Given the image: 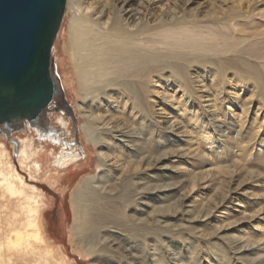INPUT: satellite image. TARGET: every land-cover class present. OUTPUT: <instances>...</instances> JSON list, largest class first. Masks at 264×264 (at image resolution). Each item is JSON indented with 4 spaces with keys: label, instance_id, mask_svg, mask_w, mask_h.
Wrapping results in <instances>:
<instances>
[{
    "label": "rangeland",
    "instance_id": "obj_1",
    "mask_svg": "<svg viewBox=\"0 0 264 264\" xmlns=\"http://www.w3.org/2000/svg\"><path fill=\"white\" fill-rule=\"evenodd\" d=\"M245 1L246 0H218V1L217 0H180V1L178 0L177 3L173 4L174 3L173 2L170 5H168L167 1L163 3V2H160V0H157L155 1L156 2L155 5L152 6L151 8V15L155 17L161 15L160 13L161 10H166L163 13V16H165L164 18L165 25L163 26V29L161 30L165 31L167 29H171V30L176 31L178 29L180 30L188 29L197 34V37L194 39V46L197 49L194 48V52L192 53L190 51H182V52L180 51V52H174V53L172 52L173 55L169 53L168 51H166V49L168 48V47L166 48V43H168V41L162 38H161L162 40H160V38H158L159 40L157 38H154V41H155L154 44L157 45L160 49H162L161 51H159V54L161 55L162 60L166 62L168 61L169 63H173V66L176 69H179V72L181 73V76L183 78L182 80H179L178 77L172 75L174 73L172 69L168 68V66L165 67L164 64L160 65L162 69L161 68L159 69L158 74H161V77H163L162 79L165 84L164 86H167L168 88L167 92H169L171 96H174L175 100L174 102L167 104L163 98L165 96V91L160 90L157 93V95H155V97L158 99L159 104L161 105L159 108L165 109V106L168 105L167 108L169 110L175 109L173 108V106L175 105L176 101H178L181 98V95L183 96V94H185L183 97V100L178 105L179 108L184 107L187 109L184 115V118L182 119L181 127H179L181 129V130L179 129V133L185 131L186 128L188 131L186 130L187 132V134H185L186 136L180 133V135L182 136L179 135L180 136L179 140H176V142L174 143L175 147L171 149L169 147V145H171L170 141L168 143H164L161 139L163 134L165 135L166 133H169V131H167V128H168L167 125L169 124H164V121L161 120L159 121V124H160L159 126L154 125L156 124V118L154 114L156 110L159 109V108L155 109L156 107H153L155 105H151L150 107L139 109L140 113H138V115L136 114L135 116H131L129 114H122V113H120L119 115H115L111 109H110L111 112L109 111L108 113H105L106 112L105 110H107L106 105L108 104L106 102L102 106L98 107L97 110L92 111V113L99 114V115L102 114L101 116H105V117L107 116L108 117L107 121H110L111 123L113 122L112 123L113 126L116 125L115 126L116 130H114L115 139L111 138L112 141L110 140L113 143L114 142L117 143V145L115 144V147L114 145L112 146V148L114 149L112 153L120 155L122 149L119 146L123 144L126 147L125 153H129L128 148L132 150V153L127 154L126 157L130 156L132 158L131 160H134L136 158H137L136 160H139L145 155V152H146V151H142V149L147 150L145 148L146 146L145 144H148V142L151 140L150 142H152L153 147L151 146L152 149L148 148L149 150H147V152L155 151L158 157L164 156L163 157L164 162L158 165L156 169H155V166L151 167L153 169H149L148 174L145 175L147 178L145 177L146 180L144 182L148 183L147 185H159V184H168V183L175 184V187L163 190V193H160L159 197H158V193L156 192L157 194L155 196H157L158 199L156 200V202H154L151 205L154 208H151L149 210V216L151 219L150 220V225H151L150 235L148 236L149 249L147 250L144 247L140 246L136 249H131L132 250L131 251L129 248V245L127 244V240L125 241V243L119 244L121 246L118 245L117 247H115L116 250L117 248H119L120 251H122L123 249L124 252H127V251L129 252L130 250L131 252L141 256L142 261L136 260L134 261L135 263H131L130 260L122 259L120 255L118 254H111V255L108 254L110 255V257L102 256L101 260L96 261V264L97 263L98 264H176V263L177 264H262L264 262V251L261 252V254L248 255L249 253H246L244 251L240 252L237 248H234L235 246L233 245V242H234L233 233L235 231L234 227L238 225H243L245 226V228L249 227L247 229L249 230L247 231L249 233H247L246 235L247 236L250 235V237L256 240L257 242L259 241L258 246H260L261 248L264 245V238L263 240L262 239L260 240V237L255 232L256 228L250 229V227L256 226L259 223L262 224L264 227V214H263L264 213V183H263L264 182L263 180L264 179V155H263L264 154V135L261 136V138L263 137V139L260 138L255 143H251L252 145L249 144V140L252 139L251 136L253 134L252 129H250L251 124L249 126L246 125L245 127L244 121H240L242 119L240 118L241 115H243V118L246 117L245 109L247 107L246 106L247 103L250 104L251 106V112L253 111L252 114L255 113L259 105L262 104V106L264 107V97H263L264 96V68H263V65L261 66L262 63L260 62L259 55L257 54L258 48L257 47L255 48L256 46L255 42L250 41L251 39L256 40L255 36L259 35L260 32L264 33L263 32L264 31V27H263L264 26V18H263L264 16H261V13H264V0H260L261 1L260 4L253 6L252 12H251L252 13L251 18H248V19H244L247 17V13H245L246 12ZM215 4H216V7H215ZM163 5H165L164 8L166 9L161 8ZM257 10H260V11L258 12ZM67 14L64 18V22H63L58 40L55 44L56 51H55L54 56H55V64H56V73L58 74L60 78L62 87L65 92L66 100L72 106L74 110V114L77 118V124H74L72 118L68 116L66 111L60 110L61 112L63 111L65 113L66 118L70 122L69 128L71 132L70 134L71 138L68 136L66 129H63V130L54 129V127H52L54 130H57L58 133L56 134L55 139L50 140L46 137L42 138L35 131L33 130L30 131L29 128L25 129L24 127V128L11 132L9 136L7 135L5 137L2 136L1 140L6 141L5 147L8 151V154L11 155L12 157V162L14 163V165L18 167L17 169L19 170V173L23 177H25L27 183L34 185L38 188V191H37L39 193L38 195L41 197L42 200L44 199L43 201L45 203L42 208L43 216H44L43 219H44V224H45V230L49 237V242H50L51 247L57 248L59 246H63L64 248H66V250L69 252L71 260L75 264H92V262L94 261V258H92L93 256H90L87 253H85L84 248L78 243V240L74 236L75 230H74L73 200H74V195L77 192L81 183L86 178L96 175L99 157H98L97 147L93 145L92 143L86 142L84 138L85 134L82 129V125L85 123V119L82 116L81 111L79 109V104H80V101L82 100V96L80 95L81 88H80V85H78L79 83H78V78L76 76L77 75L76 70L72 64L71 55L68 51V47H69L68 29H69L70 19L67 16ZM255 14L257 15V17ZM260 17L262 20L260 19ZM234 19H237V20L239 19V20L236 22V20ZM239 22L242 24V26ZM166 26H168L169 28ZM213 26L215 29L213 28ZM213 29L216 31L215 34L213 33L215 32ZM248 30H251L250 31L251 33H249ZM235 33H238L239 36ZM250 37L251 39H249ZM206 40L208 41V43ZM204 42H205V45H204ZM211 43L212 45H210ZM249 43L250 44L252 43V44L250 45ZM225 46H229L227 47L228 50L226 49ZM246 46L249 47V49H247ZM218 47H221V49H219ZM196 51L197 52L199 51V52L197 53ZM202 51H204L203 52L204 54H201ZM183 52H185L186 54L184 53L183 55ZM187 52L188 53L190 52L191 54L189 53L190 55L188 56ZM224 52L226 53L224 54ZM230 52H233V53H230ZM244 53L247 57L244 56ZM198 54H201V55H198ZM198 56L204 57V58H199ZM228 56L230 57V59H228L229 58ZM256 57L258 58L256 59ZM246 58L249 59V62L254 67L256 72L250 71L252 73V76H249L250 78L248 80L243 79V81H246V83L243 82L244 83L243 84L240 82V76L243 74L238 73L237 70L239 69H236V68L239 67L238 61L243 62V59H246ZM172 76H174L175 79L174 77L170 79V77ZM254 77H256L255 78L256 80L253 79ZM179 85H181L182 88ZM216 89H219V90H216ZM221 89L223 93L220 92ZM201 90L202 91L204 90V91L202 92ZM252 91H255V93ZM215 92H218V93H215ZM234 93H237L240 97L237 98L235 95H233ZM152 95L154 96V94H151L150 96ZM150 98L151 100H155V99H152V97ZM216 98L218 99L216 100L218 101V103L216 102V108L211 109L210 105L212 103L210 102V100H214ZM250 99L251 101H253L252 103L249 102ZM218 104H219V107H218ZM171 112L172 111H169V113L168 111H166L165 113L162 112V114L164 115L163 117L165 119L166 118L169 119V115L171 114ZM232 114L233 116H231ZM111 115L112 116L114 115V118ZM191 117H194L193 118L194 122H196L197 118L199 121H197L196 123H193L191 121ZM50 118H52V122H51L52 126H55L57 128L59 125L56 124L57 120L55 118V112L51 113ZM213 118H216V119L212 120ZM235 118L237 120H235ZM248 118H251V117L248 116ZM201 120L206 121L207 123H209V125H211V129L216 133L215 141L209 143L205 139L201 138L200 134L202 133L203 130L200 128H197V125L201 122ZM221 125H223L222 128H221ZM124 127L126 129L130 127L129 128L130 131L134 133V134L131 133L134 136L130 134L131 135L130 137H134V139L128 138V141L122 143V139H124L122 135L127 133L128 131V130H125ZM155 128H158V129L155 130ZM198 132L199 133L201 132V133L199 134ZM153 133H155L156 135H154V137L151 138L150 136H152ZM62 136L64 137L67 136L65 141L69 139L73 140L75 145L78 146L79 150L81 151L84 157L80 165L73 166L70 169L65 170V171H61L60 175L57 177V181L50 182V177L51 175L54 174V172H52L49 168H47L46 163L49 160L42 158L44 168H47L45 170L46 174H43L42 177H39L35 179L34 181L31 180L29 176H27L28 174L21 168V165L19 162L18 157L20 154L19 153L20 145H18V152L17 154H15L16 146L13 144V141H19L20 138L28 139V138L33 137L36 142L38 143L40 142V143L47 145L51 151L53 149V145L57 144V137L59 138ZM119 137L120 139H118ZM126 144H128V146ZM199 144H201L200 146H202L201 148L202 150H204L203 155L206 154L207 157L206 156L203 157V159H201L202 161L194 160L195 163L192 162L193 164L192 163L187 164V162L189 161V157L184 154H187L186 151H188L190 147L191 149H193V147L195 148ZM210 145L211 147H209ZM138 146L140 147L138 148ZM178 147L179 148L182 147V148L178 149ZM250 148L253 150H251ZM170 150L171 152H169ZM172 152L174 154L176 152V154L174 155ZM109 153L112 154L111 151ZM166 153H169V155ZM182 154L184 156H182ZM138 157L140 158L138 159ZM173 160L175 161V163L173 162ZM173 165L175 166V168ZM176 168L178 170H174ZM247 168L249 169V171L247 170ZM252 169L254 173H257L256 176L255 174L252 176L253 172L250 171ZM200 172H202L201 173L202 175H200ZM203 173L205 176H203ZM167 174H168V177H166ZM213 174H214L215 179L214 178L210 179L213 176ZM196 175L197 177H194L193 179V176H196ZM200 177H202V179ZM196 178L198 179L196 180ZM228 186L229 188H225ZM225 191H228L229 193L224 195L223 193H225ZM222 196L229 198V200L224 204H222V199H223ZM171 205H176V206L178 205L177 213L171 214V213H167L163 211L166 208H170ZM228 206L231 208L229 210L230 216L226 217L224 216V213H225V209H227ZM222 212H223V216H222ZM258 212L260 213L262 212V213L260 214ZM248 214L255 216L256 220L254 219V221L252 222H248L247 220H244ZM239 223H242V224H239ZM225 224H227V226L229 227L226 228ZM230 224L232 225L230 226ZM126 235L129 236V233H127ZM162 235L163 236L165 235V236L163 237ZM122 240H125V238ZM153 246H155L156 249ZM145 250L148 252L147 255L144 254L143 252ZM171 251L174 253H171ZM196 253L197 254L199 253V254L197 255ZM142 254L144 256H142ZM176 254H177L176 261H172L174 259L173 256H175ZM160 259L162 260L160 261Z\"/></svg>",
    "mask_w": 264,
    "mask_h": 264
},
{
    "label": "bare ground",
    "instance_id": "obj_2",
    "mask_svg": "<svg viewBox=\"0 0 264 264\" xmlns=\"http://www.w3.org/2000/svg\"><path fill=\"white\" fill-rule=\"evenodd\" d=\"M155 1H157V0H67L65 16L68 13L67 16L70 19L69 29H68V35H69L68 51L71 55L72 64L76 70V74H77L76 76L78 78V83H79L78 85H80V88H81L80 95L82 96V100L80 101L79 109L81 111L82 116L85 119V123L82 125V129H83L84 134H85L84 138H85L86 142L92 143L93 145H95L97 147L98 157H99L96 175L86 178L81 183L77 192L74 195V200H73L74 230H75L74 236L78 240V243L84 248L85 253H87L90 256H93L92 258H94V261L92 262V264H96V261L101 260L102 256L103 257L104 256L110 257L111 254H118V255H120V257L122 259L130 260L131 263H135L134 261H136V260L142 261L141 256L131 252L132 251L131 249H136L140 246L144 247L147 250L149 249L148 236L150 235V228H151L150 227L151 226L150 225L151 219L149 216V210L151 208H154L151 205L154 202H156V200L158 199L157 196H155V195L158 193V197H159V194L163 193V190L175 187V184H172V183L159 184V185H147L148 183L144 182L147 178L145 175L148 174L149 169H153L151 167H154V166L156 169V167L158 165H160L161 163L164 162V159H163L164 156L163 155H162L163 157H158L156 155L155 151H148L147 152V150L152 149L151 148L152 142H150L151 140L148 142V144H145L146 145L145 148L147 150L142 149V151H146V152H145V155L141 159H139L140 157H138L139 160H136L137 158L134 160H131L132 158L130 156L126 157L127 154L132 153V150H130V148H128L129 153H125L126 147L123 144H121L119 146L122 149L120 155L112 153L114 151L112 146L114 145V147H115V144L117 145L116 142H114V143L111 142L113 138L115 139L114 130H116V127H115L116 125L113 126V124H112L113 122L111 123L110 121H107V118H108L107 116L105 117V116H101L102 114L99 115V114L92 113L93 110H97V108L102 106L105 102L108 103L107 104L108 106L106 105L107 110H105L106 111L105 113H108L109 111L111 112V110H112L115 115H119L120 113H122V114H129L131 116H135L136 114L138 115V113H140L139 109H142L145 107H150L151 105H155L153 107H156L155 109H157L161 105L159 104L158 99L155 97V95H157V93L160 90L165 91V96L163 95L164 96L163 98L167 104L174 102L175 97L171 96L170 93L167 92L168 88H167V86H164L165 84H164L163 79H162L163 77H161V74H158L159 69L161 68L160 65L164 64L165 67L168 66V68L172 69V71L174 72L172 75L178 77L179 80H182L183 78L181 76V73L179 72V69H176L173 66V63H169L168 61L166 62V61L162 60L161 55L159 54V51H161L162 49H160L157 45L154 44V42H155L154 38H157V39L160 38V40L165 39L166 41H168V43H166V48L167 47L168 48L167 49L165 48V49H166V51H168L171 54H172V52L174 53V52H180V51L181 52L182 51H190L192 53V52H194V48L197 49L194 46V39L197 37V34L193 31L188 30V29H181V30L178 29L176 31L171 30V29H167L165 31L161 30V29H163V26L165 25V21H164L165 16H163V13L166 10H161L160 16H157V17L152 16L151 15V8H152V6L155 5V3H156ZM165 1H167V4L170 5L173 2H174L173 4L177 3L178 0H160V2H163V3ZM260 2H261L260 0H246L245 1V3H246V12L245 13H247V17L245 16L246 18H244V19L251 18V15H252L251 12H252L253 6L260 4ZM164 7H165V5H163L161 8L166 9ZM215 7H216V4H215ZM217 8H218V6H217ZM257 11L259 12L260 10H257ZM261 16H264V13H261ZM256 17H257V15H256ZM234 18H235V16H234ZM260 19H261V17H260ZM176 20H177V18H176ZM234 20H236V22H237L239 19L238 20L234 19ZM244 22H245V20H244ZM62 25H63V23H62ZM241 26H242V24H241ZM166 27H168V26H166ZM61 28H62V26H61ZM213 28H214V26H213ZM60 31H61V29H60ZM248 31H249V33H251L250 32L251 30H248ZM213 33L215 34L216 31ZM59 34H60V32H59ZM59 34H58V37H59ZM235 34L238 35V33H235ZM255 37L254 38L256 40H252L251 37L249 39H251L250 41L255 42V45H256L255 48L256 47L258 48L257 54L259 55L260 62L262 63L261 66L263 65V68H264V33L260 32V34L255 36ZM57 40H58V38H57ZM220 40H221V38H220ZM238 41H240V40H238ZM56 42H55V44H56ZM158 43H159V41H158ZM207 43H208V41H207ZM245 44H247V43H245ZM204 45H205V42H204ZM210 45H212V43ZM228 45H230V44H228ZM225 47L228 50L227 47H229V46H225ZM206 48H207V46H206ZM218 48L221 49V47H218ZM251 48H253V47H251ZM247 49H249V47H247ZM200 50H202V49H200ZM55 51H56V49H55V45H54V52ZM206 51H207V49H206ZM234 51H235V49H234ZM196 52H195V54H196ZM203 52L204 51H202L201 54H204ZM184 53L185 52H183V55H184ZM189 53L187 54L188 56L191 54V53L190 54ZM225 53L226 52H224V54ZM230 53H233V52H230ZM171 54H169V55H171ZM201 54H198V55H201ZM217 54H218V52H217ZM257 54H256V56H257ZM237 56H238V54H237ZM244 56H246L245 53H244ZM199 58H204V57H199ZM257 58L258 57H256V59ZM191 59H189V60H191ZM228 59H230V57ZM193 60H194V58H193ZM200 61H202V60H200ZM193 63H195V62H193ZM238 66L239 67L236 68V69H239V70H237L238 73L243 74L240 76V82L241 83H243V82L246 83V81H243V79L248 80L250 78L249 76H252V73L250 71L256 72L254 67L249 62L248 58L243 59V62L238 61ZM260 71H261V69H260ZM216 73H218V72H216ZM214 75H215V73H214ZM174 76L170 77V79L173 78ZM255 78L256 77H254L253 79L256 80ZM174 79H175V77H174ZM221 85H222V83H221ZM179 86H181V85H179ZM191 86H193V85H191ZM181 88H182V86H181ZM188 89H190V88H188ZM216 90H219V89H216ZM220 92H222V89ZM252 92L255 93V91H252ZM190 93H191V91H190ZM215 93H218V92H215ZM151 94H154V96L153 95L150 96ZM211 94H213V93H211ZM184 95L185 94H183V96L181 95V98L178 101H176L175 105L173 106V108H175V109L169 110L167 108L168 107V105H167V106H165V109H160V108L157 109L155 114H154L155 118H156V124H154V125L159 126L160 125L159 121H161V120L164 121V124H169V125H167L168 126L167 131H169V133H166L165 135L163 134L161 139L164 143H168L170 141L171 145H169V147L171 149L173 147H175L174 143L176 142V140H179V137L182 136V135H180V133L183 135L187 134V132H186L187 128L185 131L179 133V129H180L179 127H181L182 119L184 118V115L187 111L186 108H184V107L179 108V106H178L179 103L183 100ZM233 95H235L237 98L240 97L237 93H234ZM150 97H152V99H155V100H151ZM216 100H218V99L216 98L214 100H210V102L212 103L210 105L211 109L216 108V102L218 103V101H216ZM249 102L252 103L253 101H251V99H250ZM200 103H198V104H200ZM246 106H247L245 109L246 110V113H245L246 117L243 118V115H241L240 118H242V119L240 121H244L245 127H246V125L249 126L251 124L250 129H252V132H253V134L251 136L252 139L249 140V144H251V143H255L258 139L261 138L262 135H264V107L262 106V104L259 105L257 107L255 113L252 114L253 111L251 112L250 104L247 103ZM218 107H219V104H218ZM50 110H51L50 113L55 112V118L57 120L56 124L59 125L56 128L55 126H52V124H51V127H54V129H62V130L66 129L68 136L71 138V136H70L71 132H70V128H69L70 122L66 118L65 113L63 111L61 112L60 110H58L55 105H53ZM147 111H145V112H147ZM166 111H168V113H169V111H172L171 114L169 115V119L168 118L165 119L163 117L164 115L162 114V112L165 113ZM50 113H49V118L51 116ZM231 116H233V114ZM248 116H250L251 118H248ZM112 117L114 118V115ZM193 118L194 117H191V121L193 123H196L197 121H199L197 118L196 122H194ZM131 119H132V117H131ZM186 119H188V118H186ZM215 119L216 118H213L212 120H215ZM50 120L52 122V118H50ZM235 120H237V119L235 118ZM146 121H147V119H146ZM225 123H226V121H225ZM223 125H221V128ZM139 126H140V124H139ZM129 128H127V129L125 128V130H128V131H127V133L122 135L124 138V139H122V143L128 141V138L134 139V137H130L134 133L132 131H130ZM197 128H200L203 130L202 133L200 132L201 134L198 132L201 135L202 139H205L209 143L216 140V133L211 129V125H209V123H207L206 121L201 120V122L197 125ZM156 129H158V128H155V130ZM248 129H249V127H248ZM48 131H51L52 133H58L57 130H56V132H54L50 127H48ZM154 135H156V134L153 133V135L150 137L153 138ZM132 136H134V135H132ZM66 137L67 136H65V137L62 136L59 138L57 137V144L53 145V149L51 151L47 145L40 143V142L39 143L36 142L33 137L28 138V139L20 138L19 141H13V144L15 146H16L15 143H17V145H20V151H19L20 154L18 157L19 162H20L21 168L28 174L27 176H29V178L31 180L34 181L35 179L42 177L43 174H46L45 170L47 168H49L52 172H54V174L51 175V177H50V182L57 181V177L60 175L61 171L68 170L71 167L76 166V165H80V163L82 162L84 157H83L81 151L79 150L78 146L75 145L73 140L69 139V140L65 141ZM1 139L2 138H0V264H75L71 260L69 252L66 250V248H64L63 246H59L57 248L51 247L50 242H49V237H48L46 230H45V224H44V219H43L44 216H43V209L42 208H43L44 203H45L43 201L44 199L42 200L41 197L38 195L39 194L37 192L38 188L34 185L27 183L25 177H23L19 173V170L17 169L18 167L16 165H14V163L12 162V157H11V155L8 154V151L5 147L6 142L1 140ZM118 139H120V137ZM200 139H199V141H200ZM261 139H263V137ZM123 140H125V141H123ZM190 140H192V139H190ZM194 144H196V143H194ZM126 145L128 146V144H126ZM142 145H144V144H142ZM200 145L201 144L197 145L195 148L192 146L193 149H191V147L189 149L187 148L188 149V151H186L187 154H184V155L189 157V161L187 162V164L194 162V160H201L205 156L207 157L206 154L203 155L204 150H202V148H201L202 146H200ZM139 147L140 146H138V148ZM209 147H211V145ZM181 148L178 147V149H181ZM251 150H253V149H251ZM110 151L112 154L109 153ZM16 152H18L17 146L15 149V154H17ZM169 152H171V150ZM173 152H174V150H173ZM249 152H250V150H249ZM166 154L169 155V153H166ZM175 154H176V152H175ZM178 155H179V153H178ZM184 155L182 154V156H184ZM42 158L49 160L46 163L47 168H44ZM173 162L175 163L174 160H173ZM262 167H263V165H262ZM174 168H175V166H174ZM185 169H187V168H185ZM174 170H178V169L176 168ZM247 170L249 171L248 168H247ZM186 171H188V170H186ZM250 171L253 172V169ZM201 173L202 172H200V175H202ZM251 174H249V175H251ZM254 174L256 176L257 173L253 172L252 176ZM206 175H207V173H206ZM208 175H209V173H208ZM180 176H182V175H180ZM203 176H205L204 173H203ZM210 176H211V174H210ZM216 176H217V174H216ZM166 177H168V174ZM194 177H197V175L193 176V179H194ZM200 178L202 179V177H200ZM212 178H214V174L210 179H212ZM197 179L198 178H196V180ZM170 180H169V182H170ZM257 180H258V178H257ZM205 182H206V180H205ZM182 183H183V181H182ZM203 185H204V183H203ZM206 187H207V185H206ZM225 188H229V186L225 187ZM228 193H229L228 191H225V193H223V194L226 195ZM174 196H176V195H174ZM228 200H229L228 197H223L222 204L226 203ZM167 201H168V199H167ZM230 209L231 208L229 206L227 207V209H225L224 216H226V217L230 216L229 215ZM177 210H178V205L177 206L171 205L170 208H166L163 211H165L167 213H171V214L174 213L175 214V213H177ZM260 210H262V209H260ZM258 213H260V212H258ZM222 216H223V212H222ZM254 219H255V216L248 214L244 220H247L248 222H252V221H254ZM166 224H168V223H166ZM232 224H230V226ZM239 224H242V223H239ZM225 225H226L225 226L226 228L229 227V226H227V224H225ZM223 227H224V225H223ZM234 228H235V231L233 233L234 234L233 245L235 246L234 248H237L240 252L244 251L246 253H249L248 255H250V254L251 255H257V254H261V252L264 251V245L261 248L260 246H258L259 241L257 242L256 240L252 239L250 237V235L249 236L246 235L247 233H249V232H247V231H249V230H247L249 227L245 228V226H243V225H238V226H235ZM252 228H256L255 232L260 237V240L261 239L263 240V238H264V227H263V225L259 223L256 226L250 227V229H252ZM127 233H129V236L126 235ZM124 238H125V240H122ZM154 239H155V237H154ZM126 240H127V244L129 245V248L131 251L129 250V252L128 251L124 252L122 249V251H123L122 252L119 250V248H117V250H116L115 247H117L121 243H125ZM230 240H232V239H230ZM76 241H75V243H76ZM186 241H188V240H186ZM159 242H158V244H159ZM119 246H121V245H119ZM153 247L155 248V246H153ZM119 252H121V253H119ZM143 252L146 255L148 253L146 250ZM233 252H235V251H233ZM153 253H155V252H153ZM171 253H174V252L171 251ZM194 253H195V251H194ZM108 254H110V255H108ZM142 256H144V255L142 254ZM176 256H177V254L175 256H173L174 259L172 258L173 259L172 261H176V259H177ZM235 257H236V255H235ZM161 260L162 259H160V261ZM149 261H150V259H149ZM163 261H165V260H163ZM235 262H236V260H235ZM262 264H264V262Z\"/></svg>",
    "mask_w": 264,
    "mask_h": 264
},
{
    "label": "water",
    "instance_id": "obj_3",
    "mask_svg": "<svg viewBox=\"0 0 264 264\" xmlns=\"http://www.w3.org/2000/svg\"><path fill=\"white\" fill-rule=\"evenodd\" d=\"M66 5L67 0H0V132L8 129L7 136L26 125L46 133L53 105L77 124L54 56Z\"/></svg>",
    "mask_w": 264,
    "mask_h": 264
},
{
    "label": "flooded vegetation",
    "instance_id": "obj_4",
    "mask_svg": "<svg viewBox=\"0 0 264 264\" xmlns=\"http://www.w3.org/2000/svg\"><path fill=\"white\" fill-rule=\"evenodd\" d=\"M51 114V113H50ZM48 120H49V127L54 131L56 132V130H54L52 127H51V120L49 119V115H48ZM29 128L30 130H33L35 131L38 135H40L42 138L46 137L50 140H53L56 138V134L57 133H52L51 131H47L46 133L42 132L39 128H34V127H31L30 125H26L25 126V129ZM33 128V129H32ZM2 132V133H1ZM0 132V138L5 137L7 133L5 132H8V129H6L5 131H1ZM51 132V133H50ZM2 134V135H1ZM6 142V141H5Z\"/></svg>",
    "mask_w": 264,
    "mask_h": 264
}]
</instances>
